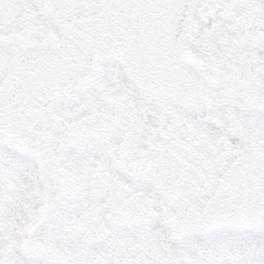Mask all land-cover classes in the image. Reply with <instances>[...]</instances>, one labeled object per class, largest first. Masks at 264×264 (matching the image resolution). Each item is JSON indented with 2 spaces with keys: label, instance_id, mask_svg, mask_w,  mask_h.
I'll return each mask as SVG.
<instances>
[{
  "label": "snow or ice",
  "instance_id": "snow-or-ice-1",
  "mask_svg": "<svg viewBox=\"0 0 264 264\" xmlns=\"http://www.w3.org/2000/svg\"><path fill=\"white\" fill-rule=\"evenodd\" d=\"M0 264H264V0H0Z\"/></svg>",
  "mask_w": 264,
  "mask_h": 264
}]
</instances>
